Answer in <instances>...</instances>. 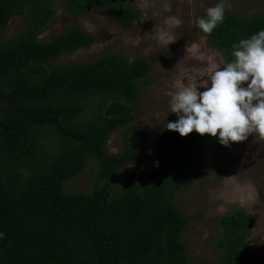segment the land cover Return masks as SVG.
Returning <instances> with one entry per match:
<instances>
[{"label":"trees","instance_id":"16d2710c","mask_svg":"<svg viewBox=\"0 0 264 264\" xmlns=\"http://www.w3.org/2000/svg\"><path fill=\"white\" fill-rule=\"evenodd\" d=\"M51 0H0V33L14 16L25 29L0 39V264H192L181 238L189 218L174 195L200 175L199 162L218 141L185 137L158 126L154 168L116 190L121 169L147 153L148 133L131 125L137 94L151 64L114 53L85 63L53 60L97 37L70 26L50 40L39 35L55 16ZM69 15L104 10L122 27L142 16L127 0H57ZM203 16V15H202ZM264 28V11H226L206 39L224 58L231 45ZM123 128L122 148L107 150ZM94 166L87 190H65ZM216 264H253V221L241 206L218 217Z\"/></svg>","mask_w":264,"mask_h":264},{"label":"rangeland","instance_id":"374dc122","mask_svg":"<svg viewBox=\"0 0 264 264\" xmlns=\"http://www.w3.org/2000/svg\"><path fill=\"white\" fill-rule=\"evenodd\" d=\"M50 2L56 13L39 35L41 41L50 40L70 26H78L97 37L90 46L54 59V64L90 62L107 53L129 61L141 57L151 64L146 77L148 84L137 94L138 115L131 123L147 131V153L121 169L115 186L120 190L154 168L160 147L158 126L174 114L168 113L165 92L182 71L196 65L194 60L185 57V47L193 41L199 42L204 35L190 21L204 15L205 9L218 0H127L130 6L142 12L141 18L127 27L117 24L104 10L72 16L57 0ZM226 3V11L242 16L264 11V0H226ZM24 29V16H14L0 33V39ZM206 45L222 56L207 39ZM122 131L123 128L111 134L106 145L110 153L121 150ZM199 171V177L188 188L174 195L176 206L189 218L181 238L187 246L190 262H218L220 252L213 245L220 235L218 217L238 205L253 221L249 237V245L255 252L253 264H264V140L249 136L246 141L234 142L228 148L219 145L200 160ZM93 173L94 166H88L66 183L65 190L89 189Z\"/></svg>","mask_w":264,"mask_h":264},{"label":"clouds","instance_id":"9594fccd","mask_svg":"<svg viewBox=\"0 0 264 264\" xmlns=\"http://www.w3.org/2000/svg\"><path fill=\"white\" fill-rule=\"evenodd\" d=\"M226 9V0H218L190 21L204 34L185 47L196 65L182 71L165 95L168 113L176 116L167 130L181 137L207 134L228 148L249 136L264 140V28L234 42L231 58H224L207 47L206 37L224 22Z\"/></svg>","mask_w":264,"mask_h":264}]
</instances>
